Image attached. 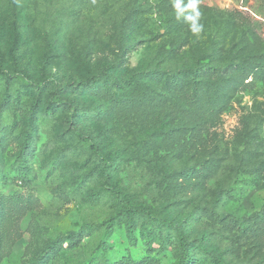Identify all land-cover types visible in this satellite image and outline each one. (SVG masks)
<instances>
[{
    "label": "rangeland",
    "instance_id": "obj_1",
    "mask_svg": "<svg viewBox=\"0 0 264 264\" xmlns=\"http://www.w3.org/2000/svg\"><path fill=\"white\" fill-rule=\"evenodd\" d=\"M173 4L0 0V264H264V0Z\"/></svg>",
    "mask_w": 264,
    "mask_h": 264
},
{
    "label": "trees",
    "instance_id": "obj_2",
    "mask_svg": "<svg viewBox=\"0 0 264 264\" xmlns=\"http://www.w3.org/2000/svg\"><path fill=\"white\" fill-rule=\"evenodd\" d=\"M99 78H102L107 84H122V79L120 77L103 74ZM93 82H94L93 79H89L84 82H81L78 86L79 87H90L93 84ZM194 136H197V133H194ZM106 160H107L106 161L107 163H106L105 169L103 170V173L107 180L110 176L109 172L111 169L107 170L106 168L114 167V165L112 164L110 157H107ZM200 165L203 166V163ZM106 188L108 189V191H110L114 195L117 202L123 206L124 208L123 214L126 216L127 221H128L127 228L129 232V237L132 243H134V241L136 240L135 231H134L135 221L138 217H148L150 219L155 220L151 209L147 207L137 206L136 204H134L131 197L126 192H124L123 188L117 183H113V184L106 183ZM161 222L167 229H174L176 227L180 233L181 259L178 264H191L195 259L194 256L189 251L190 248L192 247V243L188 242L184 238L181 230L178 228V226H175L171 220H161ZM110 227L111 228L114 227L113 224H111ZM64 240L66 242H70L71 238L69 237ZM106 242H107L106 238L102 239L98 247L91 254L89 260L82 264H92L95 258L99 255L100 248L107 249L108 244ZM198 248L199 249L201 248L202 252L204 251L203 245L199 244ZM52 249H53V245H49L48 247H46V249H44L42 253H40L36 257V259L34 260L32 264H43L46 260L50 258Z\"/></svg>",
    "mask_w": 264,
    "mask_h": 264
},
{
    "label": "clouds",
    "instance_id": "obj_3",
    "mask_svg": "<svg viewBox=\"0 0 264 264\" xmlns=\"http://www.w3.org/2000/svg\"><path fill=\"white\" fill-rule=\"evenodd\" d=\"M199 3L200 0H188L187 4H182V0H174L173 4L177 20L183 18L189 24L191 33L197 37L203 31V24L199 22L202 16Z\"/></svg>",
    "mask_w": 264,
    "mask_h": 264
}]
</instances>
